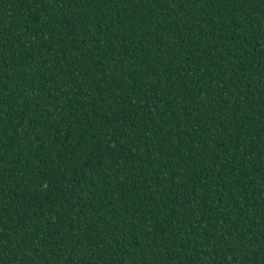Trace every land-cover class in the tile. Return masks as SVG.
<instances>
[{
  "label": "trees",
  "instance_id": "1",
  "mask_svg": "<svg viewBox=\"0 0 264 264\" xmlns=\"http://www.w3.org/2000/svg\"><path fill=\"white\" fill-rule=\"evenodd\" d=\"M0 264H264V0H0Z\"/></svg>",
  "mask_w": 264,
  "mask_h": 264
}]
</instances>
